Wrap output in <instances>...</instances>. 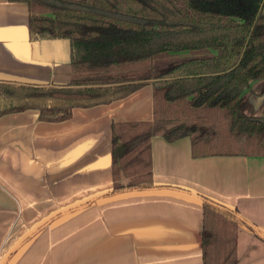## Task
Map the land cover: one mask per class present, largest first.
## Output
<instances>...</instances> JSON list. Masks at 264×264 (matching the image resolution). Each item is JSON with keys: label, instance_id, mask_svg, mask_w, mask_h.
I'll list each match as a JSON object with an SVG mask.
<instances>
[{"label": "crops", "instance_id": "obj_1", "mask_svg": "<svg viewBox=\"0 0 264 264\" xmlns=\"http://www.w3.org/2000/svg\"><path fill=\"white\" fill-rule=\"evenodd\" d=\"M32 14L0 0V82L68 84L70 42L34 38ZM241 100L264 115V80ZM153 118L152 84L64 121L1 115L0 264H202L204 198L241 216L238 264H264V156L194 158L189 137L156 135L154 187L111 193L112 124Z\"/></svg>", "mask_w": 264, "mask_h": 264}, {"label": "trees", "instance_id": "obj_2", "mask_svg": "<svg viewBox=\"0 0 264 264\" xmlns=\"http://www.w3.org/2000/svg\"><path fill=\"white\" fill-rule=\"evenodd\" d=\"M10 1L33 4L34 38L70 42L73 74L64 85L0 82V116L37 109L64 121L152 84L153 120L112 124L111 193L154 187L156 135L189 137L194 158L264 156V115L245 114L241 100L264 80V0ZM203 205L202 264H238L241 216Z\"/></svg>", "mask_w": 264, "mask_h": 264}, {"label": "rangeland", "instance_id": "obj_3", "mask_svg": "<svg viewBox=\"0 0 264 264\" xmlns=\"http://www.w3.org/2000/svg\"><path fill=\"white\" fill-rule=\"evenodd\" d=\"M176 58V56L174 54H169L168 56L165 57V60H168V59H174ZM122 69H118L117 71H121Z\"/></svg>", "mask_w": 264, "mask_h": 264}, {"label": "water", "instance_id": "obj_4", "mask_svg": "<svg viewBox=\"0 0 264 264\" xmlns=\"http://www.w3.org/2000/svg\"><path fill=\"white\" fill-rule=\"evenodd\" d=\"M263 236V238H264V235H262Z\"/></svg>", "mask_w": 264, "mask_h": 264}]
</instances>
